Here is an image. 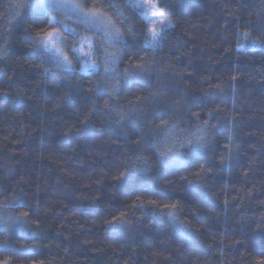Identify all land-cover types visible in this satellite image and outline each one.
Listing matches in <instances>:
<instances>
[{"label":"trees","instance_id":"trees-1","mask_svg":"<svg viewBox=\"0 0 264 264\" xmlns=\"http://www.w3.org/2000/svg\"><path fill=\"white\" fill-rule=\"evenodd\" d=\"M82 2L121 31L107 40L66 21L65 53L88 38L95 72L82 58L66 72L39 49L46 20L18 7L32 0H0V262L260 264L264 51L251 40L264 0H153L175 25L154 50L125 0ZM134 64L149 70L125 82ZM201 136L203 149L188 143Z\"/></svg>","mask_w":264,"mask_h":264},{"label":"snow or ice","instance_id":"snow-or-ice-1","mask_svg":"<svg viewBox=\"0 0 264 264\" xmlns=\"http://www.w3.org/2000/svg\"><path fill=\"white\" fill-rule=\"evenodd\" d=\"M178 3H183V0H178ZM95 4V0H94ZM112 7L119 9V5L113 4ZM18 7L21 8H28L33 14L42 15L43 20H46V26L41 28L35 37H33L34 42L38 44L39 49H42L44 53H53V58L57 60V67L63 68L64 71L70 72L74 70V64L79 63L81 58H88L91 56V52L94 48L91 40L88 38H84L79 41L78 44H73L71 46V52L76 53L75 57H70L67 53H65L61 45L64 43L66 38H63L62 34L59 30L55 27L59 21L57 20L56 16L53 15L51 17L48 16L49 10H57V9H71L73 12H79L85 19V21H91L95 23V21L103 15L101 10L98 7H91L85 10L86 4L82 2V0H32L31 4L22 3L19 4ZM124 7L129 8L133 11V13L138 14L142 20L141 23L145 24L147 29V35L150 36V39L145 38L142 43L145 47L155 49L157 48L161 41L166 37L167 34L175 27V25L168 19L163 11L160 10V6L153 2V0H125ZM167 7V5H165ZM20 13L17 12L14 19L19 17ZM123 19H127L124 17ZM43 22V21H42ZM51 26V27H48ZM100 25H97L99 27ZM261 29V35L259 37H252L251 40V47H260L262 51H264V22L261 23L259 26ZM128 32L132 36L136 35L135 26L133 24L128 25ZM245 36L251 37L250 32H245ZM104 36L107 40H115L118 41L119 37L121 36V31L119 28L115 29L114 31L111 28V20L109 19L106 24H104ZM240 44V41H237ZM85 45H87V49H85ZM104 51V60L102 63L108 65L110 63H114L118 53H110L105 48ZM143 60V57H141ZM98 63L96 60H91L90 63L81 67V71L86 69H90L93 72L98 70ZM149 69L144 64H134L130 65L128 68L124 70L122 75L127 82L130 79H141L143 74L146 73ZM49 69L45 68L44 72L47 73ZM105 75L110 76L112 75V71L110 68L105 67ZM233 80L236 78L233 77ZM113 89L109 92L111 96L113 94ZM155 95V93L153 94ZM146 99V98H145ZM105 106H107V102H105ZM209 115L211 116L212 113L210 112ZM123 119V117H121ZM161 125H167V121H161ZM231 139V137H229ZM189 144L195 148L197 145L200 149H203L207 143L205 137L201 136L193 141H189ZM172 149H169L168 152L161 153V163L163 165H168L171 157L169 156V152H172ZM179 155V153H176ZM137 159H142L141 156L137 155ZM183 161H177V163H182ZM123 175V174H122ZM145 190H149L152 186L145 181L144 184ZM139 201V197H137ZM148 203L155 204L156 201H149ZM227 203V201L225 202ZM136 207L137 205L134 203L132 205ZM141 207L143 204L140 205ZM175 207V206H173ZM27 215V213H24ZM168 216L175 220L176 217L172 212L168 213ZM117 223H123L122 218H116ZM6 223V222H5ZM0 264H6L5 262H0ZM260 264H264V261H261Z\"/></svg>","mask_w":264,"mask_h":264},{"label":"rangeland","instance_id":"rangeland-1","mask_svg":"<svg viewBox=\"0 0 264 264\" xmlns=\"http://www.w3.org/2000/svg\"><path fill=\"white\" fill-rule=\"evenodd\" d=\"M55 13H57L58 16H56L57 20L59 21L58 26L56 27L59 32L62 34L63 38H66L64 40V43L61 45L62 50L64 49V52L66 50L67 47V37L65 36V34H67L66 32L71 33L72 32V27H69L70 25L66 22L67 20H72L75 19V23L77 24H82L81 20L83 22H85L87 25H90V27L103 32L104 33V24H106L108 22V18L103 14L101 15L96 21L95 23L91 22V21H85L84 17L79 13V12H73L71 9H57V10H53ZM74 17V18H73ZM97 25H100L99 27H97ZM72 28V29H71ZM111 28L114 31L116 28L113 26L112 22H111ZM115 41V40H113ZM92 42V41H91ZM93 44V43H92ZM85 49H87V45H85ZM95 49L93 48L92 52H91V56L88 58H82V60L84 61L83 64L81 65L84 66L88 63L91 62L92 57H93V53H94ZM49 54H51L53 56V53L49 52ZM56 60V59H55ZM57 62V60H56ZM58 63V62H57ZM81 70V68H80ZM88 71H92L90 69H86L84 71H82L81 73H85Z\"/></svg>","mask_w":264,"mask_h":264}]
</instances>
